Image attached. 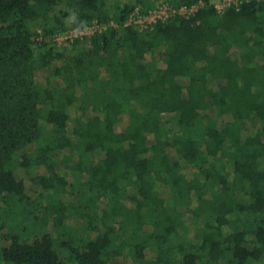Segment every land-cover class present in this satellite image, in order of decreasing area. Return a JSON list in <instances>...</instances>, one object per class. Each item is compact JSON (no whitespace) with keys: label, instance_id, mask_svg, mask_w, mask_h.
<instances>
[{"label":"trees","instance_id":"trees-1","mask_svg":"<svg viewBox=\"0 0 264 264\" xmlns=\"http://www.w3.org/2000/svg\"><path fill=\"white\" fill-rule=\"evenodd\" d=\"M166 1L0 0V264H264V0Z\"/></svg>","mask_w":264,"mask_h":264},{"label":"built area","instance_id":"built-area-1","mask_svg":"<svg viewBox=\"0 0 264 264\" xmlns=\"http://www.w3.org/2000/svg\"><path fill=\"white\" fill-rule=\"evenodd\" d=\"M243 1L246 0H218L213 4L218 11H221L222 9L231 5L238 6ZM201 5H203V1H199L190 6H187L185 4L177 6L166 0H160V2L155 4V7L148 9L146 12H143L141 10V4L138 3L133 7L130 15L125 21V25L133 24L140 29L148 28L155 22L160 20L165 21L175 14H180L187 17L194 11H196L197 8ZM109 26H118V24L113 20L108 22H99L97 20H93V22L86 27H73L62 32H58L53 35L52 40L59 46L67 47L75 39L85 37L89 38L96 32H102L106 30Z\"/></svg>","mask_w":264,"mask_h":264},{"label":"rangeland","instance_id":"rangeland-1","mask_svg":"<svg viewBox=\"0 0 264 264\" xmlns=\"http://www.w3.org/2000/svg\"><path fill=\"white\" fill-rule=\"evenodd\" d=\"M114 1H119V2L122 3V2H133L135 0H109L108 4H110V3L114 2ZM210 1L212 3H216L218 0H210ZM155 2L158 3V2H160V0H155ZM39 78H41L42 80H44V74L43 73H40L39 74ZM20 175H21V177H23L24 179H26V186H27V188H28V190L30 192L31 183H30V180L28 179L29 178V175L28 174H25L23 172H21ZM161 189H162V191H163L164 194L168 195L169 190H167V187H164L163 186V187H161ZM185 217H188L187 214H186ZM148 252H149L148 255L151 254V251H148Z\"/></svg>","mask_w":264,"mask_h":264}]
</instances>
